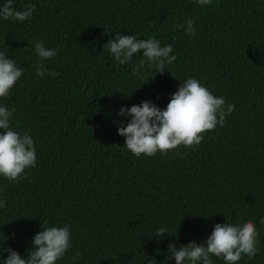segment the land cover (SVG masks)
<instances>
[{"label":"trees","instance_id":"1","mask_svg":"<svg viewBox=\"0 0 264 264\" xmlns=\"http://www.w3.org/2000/svg\"><path fill=\"white\" fill-rule=\"evenodd\" d=\"M12 4L35 11L24 22L0 17V52L24 70L0 106L14 109L13 130L33 138L36 166L18 183L0 176V249L26 257L39 231L67 225L71 247L56 264H175L169 243L199 245L217 223L252 221L259 252L236 264H264V0ZM189 19L192 36L177 27ZM117 34L171 44L177 59L162 73L145 65L134 74L142 53L119 65L103 47ZM37 40L58 50L43 78ZM187 78L235 111L195 149L133 155L117 134L131 119L119 109L149 101L163 110Z\"/></svg>","mask_w":264,"mask_h":264},{"label":"clouds","instance_id":"2","mask_svg":"<svg viewBox=\"0 0 264 264\" xmlns=\"http://www.w3.org/2000/svg\"><path fill=\"white\" fill-rule=\"evenodd\" d=\"M195 2L203 6L210 5L212 0ZM34 11L35 5H26L23 10L17 11L12 0H7L0 8V17L24 22ZM177 27L184 28L189 36L195 33L191 19ZM108 32L110 30H106L105 34ZM103 47L119 65L128 64L134 55L142 53L143 59L133 66L134 74H139L145 65L155 66L157 73H162L166 65H171L177 59L171 55V44L161 46L160 41L152 37L137 39L134 35L117 34ZM57 51L45 47L43 41L35 42V52L40 58V63L34 65L37 77L43 78L47 73L43 62L55 57ZM23 72V68L18 67L13 59L0 52V98L10 94ZM234 111L235 105L226 104L224 97L214 96L199 80L187 78L180 83L163 110L149 101L128 108L122 106L118 115L131 119L126 126L121 124L118 127L117 134L125 138L124 146L136 157L142 154L153 157L157 152L167 155L180 146L195 149L201 144L205 132L214 131L217 125L223 127L226 118ZM13 112L14 109L0 106V130H3L0 132V176L18 183L26 169L36 166V149L28 132L21 135L12 129L10 118ZM4 207L6 202L0 200V208ZM260 223L264 224V218ZM167 232V228H160L156 235L162 238ZM257 237L258 232L252 221L243 224L217 223L204 243L198 245L189 242L177 249L175 242H172L168 245V253L175 259V264H213L212 256L222 258L225 264H236L242 255L252 259L258 254ZM70 247L71 233L65 225L46 227L39 231L33 237L32 248L27 251L26 257H21L11 248L0 249V252L8 254L3 264H56Z\"/></svg>","mask_w":264,"mask_h":264}]
</instances>
